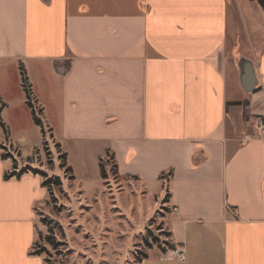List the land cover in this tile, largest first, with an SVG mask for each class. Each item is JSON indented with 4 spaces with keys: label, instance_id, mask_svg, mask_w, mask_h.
Listing matches in <instances>:
<instances>
[{
    "label": "crops",
    "instance_id": "crops-1",
    "mask_svg": "<svg viewBox=\"0 0 264 264\" xmlns=\"http://www.w3.org/2000/svg\"><path fill=\"white\" fill-rule=\"evenodd\" d=\"M228 10L225 0H0V87L35 67L45 100L35 97H54L61 141L111 159L112 177L87 183L133 198L143 233L160 216L169 242L149 247L158 264H264V134L250 131L264 119V53L232 54ZM2 154L0 264H37L24 240L46 192L31 173L5 180L15 172Z\"/></svg>",
    "mask_w": 264,
    "mask_h": 264
},
{
    "label": "rangeland",
    "instance_id": "rangeland-1",
    "mask_svg": "<svg viewBox=\"0 0 264 264\" xmlns=\"http://www.w3.org/2000/svg\"><path fill=\"white\" fill-rule=\"evenodd\" d=\"M225 2L231 21L232 54L234 49L252 55L254 51L264 53V0ZM23 72L30 87V101L42 124H35L22 85L0 87L8 103L2 100L0 104V144L7 155L2 159L7 170L11 169L9 173L27 171L37 176L46 192L45 205L38 204L41 207L34 216L35 226L24 240L29 244V258L37 264H47L45 259L52 264H158L149 247L169 242L166 231H160V216L151 222L153 229L143 233V214L136 209L133 198L126 195L122 202L114 184V199L108 198L96 190L95 183H87L89 176L102 179L108 173L112 177L111 159L107 153L87 151L79 145L77 152V145L63 143L54 97L49 105L43 104L35 97L44 87L35 67L25 63ZM5 81L0 78V83ZM137 202L140 204L141 199ZM142 234L145 237L139 240ZM48 237L61 245H51ZM36 244L43 252L41 257L32 255ZM145 253L150 255L149 260L139 262V256Z\"/></svg>",
    "mask_w": 264,
    "mask_h": 264
},
{
    "label": "trees",
    "instance_id": "trees-1",
    "mask_svg": "<svg viewBox=\"0 0 264 264\" xmlns=\"http://www.w3.org/2000/svg\"><path fill=\"white\" fill-rule=\"evenodd\" d=\"M22 87H23V90H24V92L26 93V95H27V104H28V106L32 109V112H33V118H34V122H35V124L37 125V126H40L42 123H41V120L39 119V117L37 116V113H36V110L34 109V105L32 104V102L30 101V94H31V92H30V87H29V85H28V82H27V79L25 78V74H24V72L22 73ZM2 100H1V98H0V104L2 103L1 102ZM0 149L3 151V150H5L2 146H0ZM5 157H7V155H5L4 153L2 154V158L4 159ZM111 161V160H110ZM102 162V161H101ZM101 166H102V169L104 170V167H105V165H104V163H102L101 164ZM114 168H115V166H114ZM113 168V169H114ZM113 171H115V170H113ZM25 174H29V172H27V171H24L23 173H14V174H12V175H10V174H5V176H4V178H5V180H10L11 178H20V177H22L23 175H25ZM104 175H105V173H104ZM103 175V176H104ZM48 240L50 241L49 243H51V245H53V246H59V245H61V244H59V243H57L56 242V240H55V238L54 237H48ZM37 245L38 244H36V247H35V250H34V252H32V255L33 256H42L43 255V252H42V250H37ZM173 249H175L174 247H173ZM145 257H146V255L145 254H142L141 255V257L139 256V262H143V259H145ZM45 262L47 263V264H52V263H50V261L49 260H47V259H45Z\"/></svg>",
    "mask_w": 264,
    "mask_h": 264
},
{
    "label": "built area",
    "instance_id": "built-area-1",
    "mask_svg": "<svg viewBox=\"0 0 264 264\" xmlns=\"http://www.w3.org/2000/svg\"><path fill=\"white\" fill-rule=\"evenodd\" d=\"M252 128H254L256 134L258 136H262L264 134V119H259L257 123H255ZM178 258L181 262H185V254L183 250L177 251Z\"/></svg>",
    "mask_w": 264,
    "mask_h": 264
},
{
    "label": "water",
    "instance_id": "water-1",
    "mask_svg": "<svg viewBox=\"0 0 264 264\" xmlns=\"http://www.w3.org/2000/svg\"><path fill=\"white\" fill-rule=\"evenodd\" d=\"M245 83L247 84V87H249V90H247V91H252L254 89V87H255L254 84L250 85L247 78L245 79Z\"/></svg>",
    "mask_w": 264,
    "mask_h": 264
}]
</instances>
